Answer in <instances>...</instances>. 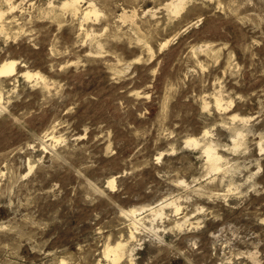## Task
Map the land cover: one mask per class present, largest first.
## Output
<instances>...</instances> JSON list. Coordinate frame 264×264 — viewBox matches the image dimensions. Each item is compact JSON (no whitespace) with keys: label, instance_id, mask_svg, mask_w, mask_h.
Wrapping results in <instances>:
<instances>
[{"label":"rangeland","instance_id":"rangeland-1","mask_svg":"<svg viewBox=\"0 0 264 264\" xmlns=\"http://www.w3.org/2000/svg\"><path fill=\"white\" fill-rule=\"evenodd\" d=\"M0 1V264H264V0Z\"/></svg>","mask_w":264,"mask_h":264},{"label":"bare ground","instance_id":"bare-ground-1","mask_svg":"<svg viewBox=\"0 0 264 264\" xmlns=\"http://www.w3.org/2000/svg\"><path fill=\"white\" fill-rule=\"evenodd\" d=\"M6 1V0H5ZM11 1V0H10ZM23 1V0H22ZM82 0H70L69 2H66V3H62L63 4V6H67V7H69V8H71L72 9V12L74 13V12H77L78 13V11H81V9H80V5L78 6V4L81 2ZM1 2V1H0ZM4 1H2V3H3ZM7 2H8V0H7ZM7 2L5 3L4 2V4H7ZM87 2V1H86ZM11 3V2H10ZM82 3V2H81ZM80 3V4H81ZM17 4H19V3H16V5ZM186 4H187V0H173L171 3H170V5H169V9L171 10V13H174L175 15H177V14H180L184 9H185V6H186ZM50 5V4H49ZM87 5V4H86ZM20 6H21V4H20ZM20 6H19V8H20ZM32 6V5H31ZM48 7V6H47ZM66 7V10H68L69 11V9ZM84 7V6H83ZM14 8H15V6H14ZM22 8V7H21ZM96 8V7H95ZM95 8H93V6H92V4H90L87 8H85V10H84V15L86 16V17H89V16H91V14H94V16H96V18H97V16H98V10H95ZM8 9V8H7ZM54 9V8H53ZM59 9H61V8H59ZM16 10V9H15ZM9 11V10H8ZM10 11H12V10H10ZM14 11V10H13ZM52 11V10H51ZM71 11V10H70ZM63 12V11H62ZM66 12V11H65ZM57 13V12H56ZM76 13V14H77ZM83 13V12H82ZM81 13V14H82ZM55 14V13H54ZM79 14V13H78ZM72 15H74V14H72ZM136 15V14H135ZM7 16V15H6ZM5 16H4V12L3 11H1L0 10V21L4 18ZM15 17V16H14ZM82 18V17H81ZM18 19V18H17ZM4 20V19H3ZM12 20V19H11ZM14 20H15V18H14ZM14 20H12V21H14ZM131 20H132V18H131ZM133 21V20H132ZM3 22V21H2ZM11 22V21H10ZM9 22V23H10ZM4 23V22H3ZM5 23H6V21H5ZM15 23V22H14ZM2 25V24H1ZM0 25V26H1ZM5 25V24H4ZM9 25V24H8ZM8 25H5V26H8ZM10 25H12V24H10ZM6 29V28H5ZM1 30V29H0ZM2 31V30H1ZM3 32H4V30H3ZM6 32V31H5ZM4 36V35H3ZM5 37V36H4ZM8 37V36H7ZM166 43H168V42H166ZM166 43H165V45H166ZM99 44V43H98ZM16 67H17V63L15 62V61H6V62H3V63H1L0 64V78L1 77H7L8 78V76H12V75H14V74H16L15 72H16ZM40 75V74H39ZM25 76L28 78V79H30V78H33V77H35V76H38V74H35V75H33V74H31V73H29V72H27V73H25ZM41 77V76H40ZM37 78V77H36ZM35 78V79H36ZM34 79V78H33ZM44 79V77L42 78V80ZM5 80V79H4ZM41 80V79H40ZM39 80V81H40ZM0 83H2V82H0ZM1 94H2V92H1ZM0 94V100L2 99L1 97H2V95ZM3 100V99H2ZM1 102V101H0ZM217 103L219 104L220 103V101H217ZM219 106H220V104H219ZM2 108H3V106H2ZM1 109V108H0ZM189 144H193V145H198V144H200L199 143V140H197V139H195V138H192V139H189ZM207 155H206V157L208 158V160H209V162H210V164H211V166L213 167V168H215V169H217L218 167H219V165H218V162H219V160H220V158L218 157L219 155H217L216 154V152H215V150L212 148V147H208L207 149H206V152H205ZM219 169V168H218ZM110 184L114 187L115 186V178H113L112 180H111V182H110ZM160 205V204H159ZM154 209V208H153ZM177 209V208H176ZM150 210H152V209H150ZM137 212V211H136ZM164 213V212H163ZM133 216H135V212H133ZM127 215V214H126ZM139 218V217H138ZM131 219H132V217H131ZM135 223L136 222H138V220H136V217H135V220H133ZM141 221V220H140ZM137 224V223H136ZM143 224V223H142ZM134 230H135V228H134ZM134 232H136V230L134 231ZM132 234H134V233H132ZM131 236V235H130ZM132 237H134V235H132L131 236V238ZM125 244V243H124ZM122 246L123 245H121V244H119L116 248H109L108 249V256L109 255H111V254H113L112 256H114V261H117L119 258H120V249L122 248ZM122 253V252H121Z\"/></svg>","mask_w":264,"mask_h":264}]
</instances>
